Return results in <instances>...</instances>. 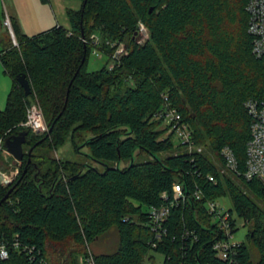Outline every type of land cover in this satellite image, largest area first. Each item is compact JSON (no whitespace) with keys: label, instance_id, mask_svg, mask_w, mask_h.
<instances>
[{"label":"trees","instance_id":"1","mask_svg":"<svg viewBox=\"0 0 264 264\" xmlns=\"http://www.w3.org/2000/svg\"><path fill=\"white\" fill-rule=\"evenodd\" d=\"M81 1L80 10H68L70 29L55 26L29 36L13 18L17 44L7 36L0 39V62L13 79L6 108L0 109V139L27 131L25 145L30 146L16 182L0 186V236L11 245L19 235L22 244L10 248L0 264H79L85 249L112 229L118 247L94 255L96 264H145L153 260L152 250L165 256L164 264H225L212 250L218 234L206 204L226 196L232 213L253 220L250 244L239 248L240 264H264L259 207L264 184L221 172L225 147L245 171L252 123L246 103L264 101V56L253 54L248 32L250 0ZM141 22L149 30L143 44L136 40ZM94 32L102 34L107 61L92 72L93 46L83 39ZM108 41L125 43L128 50L114 69L109 63L115 48ZM22 74L30 82V96L17 79ZM165 96L189 124L195 144L209 152L189 153L175 144L173 133L165 137L167 129L159 130L163 122L156 116ZM32 103L41 106L50 133L30 137L32 131L22 126ZM75 124L91 135L77 130L73 141L82 140L78 148L87 147L102 170L61 165L51 157ZM143 154L152 159L136 161ZM177 182L188 198L172 208L168 232L153 248L144 207L161 205L162 194L171 195ZM186 231L198 241L186 239ZM72 240L77 246L70 250ZM23 247L34 248L33 254Z\"/></svg>","mask_w":264,"mask_h":264},{"label":"built area","instance_id":"2","mask_svg":"<svg viewBox=\"0 0 264 264\" xmlns=\"http://www.w3.org/2000/svg\"><path fill=\"white\" fill-rule=\"evenodd\" d=\"M246 11L249 14L248 32L253 37V54L257 57H262L264 56V0H250ZM6 25L11 29L9 22H6ZM148 37V28L144 23H139L136 33L137 42L143 44L147 41ZM83 41L89 44L85 38ZM90 41V45L93 46V52L101 59L102 54L98 46L102 44V37L92 34ZM14 44H17L16 40ZM107 44L115 48L109 64V69H114L117 64L121 63L122 58L128 55L127 46L122 42L116 45L115 43L111 45L110 42H107ZM164 98L166 103L163 110L157 114V119H161L166 128L170 130V133L178 137L187 152L202 153V149L197 148L192 138V130L189 124L184 122L182 115L176 108L172 107L168 101V97L165 96ZM246 109L252 120L251 138L246 149V169L244 172L239 171L238 162L233 151L229 147H225L221 152L224 160V168L221 172L231 173L236 178H243L246 181L258 180L264 184V101L249 100L246 103ZM22 126L38 134L47 132L48 124L43 110L38 103H32L28 107L26 120L22 123ZM2 173L10 180L5 174L6 169ZM209 180L211 182L216 181L215 177L211 175L209 176ZM194 196L198 200L202 199V193L200 191H196ZM187 198L188 195H186L183 185L177 182L173 186L171 195L167 192L162 194L163 203L161 205L150 207L148 226L154 234L150 242L153 248H157L158 244L163 242L164 236L168 232L165 225L169 221L172 208L179 206L181 203H185ZM218 200H210L206 204L208 212L212 216V223L218 234L217 239L212 244V250L215 258L221 262L225 264H240L238 254L243 242L235 241L234 236L239 229V219L241 217L236 213H232V209L226 210L221 208ZM184 236L186 239L191 237L193 241H198V237L189 231H186ZM21 245L19 235H16L11 245L6 238L0 236V259H8L10 248L19 249ZM23 249L31 255L34 252V248L23 247ZM80 264H96L94 255L91 253L87 254L81 260Z\"/></svg>","mask_w":264,"mask_h":264},{"label":"rangeland","instance_id":"3","mask_svg":"<svg viewBox=\"0 0 264 264\" xmlns=\"http://www.w3.org/2000/svg\"><path fill=\"white\" fill-rule=\"evenodd\" d=\"M85 3V2H84ZM62 4V8H64L63 11H61V7L59 6ZM82 6L81 0H50V3L47 5H43L40 3L39 0H0V23L1 27L3 29V32L9 36L14 43L15 37H13L11 33L12 24H13V18L16 16L23 28V31L29 35L33 36L36 35L42 31L48 30L57 24L63 25L65 28H68L70 25L69 19L66 14L67 9H71L74 11H78ZM38 8H44L48 14L50 15V21L47 22H41L37 23L36 22V17L35 11H38ZM55 13L58 15L57 17L55 16ZM5 16V17H4ZM4 18V19H3ZM6 22L10 23V27L6 25ZM93 34H96L98 36H102V34H98L97 32H94ZM91 36L90 38L86 39L87 42L90 44L91 41ZM110 42V41H108ZM115 45L118 44L119 42H114ZM113 42H111V45H114ZM101 46H98L99 51H101L102 57L101 59L96 56L94 52L91 53L89 57V64H88V69L89 71H97L101 69L104 64L107 61L105 52L102 49V44ZM111 47V46H110ZM3 49V45L0 44V51ZM115 52V51H114ZM112 52V54L114 53ZM111 56V55H110ZM110 64V63H109ZM13 88V79L11 76L5 73L4 67L2 63L0 62V109L4 110L7 105V99L8 95L11 92ZM47 122V119H46ZM159 130H165L167 129L165 124L162 123L159 127ZM77 130L81 132V134H84L85 136L89 137L91 133L81 131L78 129V125L75 124L71 128V134L68 136V138L63 142L60 143L53 151L51 157L55 159V162L58 164H64L65 162H74L78 164H85L87 167H96L99 170L103 169V166L99 164L98 162L93 161L88 157L89 154V149L87 147H82L81 149L78 148L79 146L82 145V140H77V143L73 141L72 134H79L77 133ZM47 132H49V127ZM46 132V133H47ZM38 134L35 132L30 133L31 135H36V136H43L44 134ZM170 130L167 129L164 136L167 137L169 136ZM7 137H1L0 139V167H4L6 169V175L9 177L10 180H12V183L8 185H3L7 188H9L12 184H14L21 174V167H22V162L17 163L15 159L13 158L12 155L8 154L7 149L4 146V141ZM174 142L176 145L180 144V141L178 137L175 135L173 137ZM197 148H201L202 152H209V148H207L204 145H196ZM30 149V146L24 145V152L25 154L28 153ZM138 154V153H137ZM169 154H164L161 155V157L168 156ZM213 161L215 163H218L216 158L212 156ZM148 159H152L148 157L147 155H142L141 157L136 158V161H145ZM61 164V165H62ZM122 167L127 166V162H124ZM19 167V170L17 169ZM60 170H63V168L60 166ZM18 173V175H17ZM237 184H240L238 180H235ZM8 194V193H7ZM218 204L221 208L223 209H232L233 208V202L229 196L222 197L218 200ZM259 207L264 211V203L259 202ZM145 211H149V208L144 207ZM262 226L264 227V218L260 220ZM253 225V220L251 221H246L244 218L239 219V229L237 233L234 236V240L237 242H245L247 244L249 243L248 239V233L251 231ZM77 246V244L72 240L69 243L70 250L74 249ZM250 246V245H249ZM118 247V233L115 229H112L109 231L105 236H103L99 241L92 243L89 247L85 249L86 253L83 256L79 257V264L81 260L86 256L87 254H92V255H100V254H111L116 251ZM84 248V247H83ZM84 251V252H85ZM150 257H153V260H150L147 258L145 264H164L165 256L157 252L155 250H152L150 252ZM253 259L256 262L258 259V254L254 252L253 254Z\"/></svg>","mask_w":264,"mask_h":264},{"label":"water","instance_id":"4","mask_svg":"<svg viewBox=\"0 0 264 264\" xmlns=\"http://www.w3.org/2000/svg\"><path fill=\"white\" fill-rule=\"evenodd\" d=\"M11 33L13 35V37H15L13 30L11 29ZM82 34L84 36V32L82 31ZM18 81L21 85V87L24 89L25 91V95L26 96H30L32 94V88L30 85L29 80L27 79L25 74L19 75L18 76ZM52 131V128L50 129L49 133ZM28 135L27 131H23L18 135L12 136L7 138L4 141V146L7 149V152L13 156V158L15 159L16 162H23L24 158H25V152H24V145L26 143V137ZM34 148H31L29 154H31V152L33 151ZM4 167H0V186L2 185H10L12 183V181L8 180L4 174L2 173V171L4 170ZM14 187H12L8 194L5 196V198L3 199V201H6L10 195V193L13 191Z\"/></svg>","mask_w":264,"mask_h":264},{"label":"crops","instance_id":"5","mask_svg":"<svg viewBox=\"0 0 264 264\" xmlns=\"http://www.w3.org/2000/svg\"><path fill=\"white\" fill-rule=\"evenodd\" d=\"M40 1V3L41 4H43V5H47V4H49L50 3V0H48L47 2H43V1H41V0H39ZM60 1V0H59ZM62 1V0H61ZM82 2V1H81ZM82 5H83V3H82ZM60 7H61V11H63L64 10V8L65 7H63L62 8V4H60L59 5ZM81 8H82V6H81ZM80 8V9H81ZM79 9V10H80ZM68 10H71V9H67L66 10V14H67V17H68ZM36 13H35V17H36V22L37 23H41V22H49L50 21V15L48 14V12L44 9V8H38V11H35ZM53 13L55 14V16L57 17L58 15L55 13V11H53ZM5 17V16H4ZM14 18H16L17 20H18V18L15 16ZM4 19V18H3ZM68 19H69V17H68ZM19 21V20H18ZM69 22H70V19H69ZM3 22H1L0 23V39H2V38H5L6 36H7V34H5L4 32H3V29H2V27H1V24H2ZM20 23V22H19ZM20 26H21V24H20ZM56 26H62V27H64L63 25H60V24H57ZM55 27V26H54ZM53 28V27H52ZM52 28H50V29H52ZM65 28V27H64ZM71 28V23H70V25L68 26V28L67 29H70ZM21 29L23 30V28H22V26H21ZM50 29H48V30H50ZM48 30H45V31H48ZM45 31H42V32H45ZM24 32V31H23ZM25 33V32H24ZM41 33V32H40ZM7 37H9V36H7Z\"/></svg>","mask_w":264,"mask_h":264},{"label":"flooded vegetation","instance_id":"6","mask_svg":"<svg viewBox=\"0 0 264 264\" xmlns=\"http://www.w3.org/2000/svg\"><path fill=\"white\" fill-rule=\"evenodd\" d=\"M17 169L19 170V167H17ZM3 186V185H2Z\"/></svg>","mask_w":264,"mask_h":264}]
</instances>
